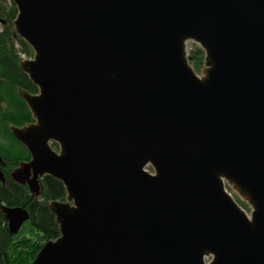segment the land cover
Masks as SVG:
<instances>
[{
  "label": "water",
  "instance_id": "obj_1",
  "mask_svg": "<svg viewBox=\"0 0 264 264\" xmlns=\"http://www.w3.org/2000/svg\"><path fill=\"white\" fill-rule=\"evenodd\" d=\"M11 1L38 92L18 89L34 121L10 126L30 154L10 175L66 190L32 264H264V0ZM3 212L12 234L29 219Z\"/></svg>",
  "mask_w": 264,
  "mask_h": 264
},
{
  "label": "trees",
  "instance_id": "obj_2",
  "mask_svg": "<svg viewBox=\"0 0 264 264\" xmlns=\"http://www.w3.org/2000/svg\"><path fill=\"white\" fill-rule=\"evenodd\" d=\"M16 14V6L11 0H0V155L4 161L1 166L4 180L0 179V264H32L43 244L60 234L48 203L66 198L62 181L51 175L42 177L39 195L31 193L27 185L17 183L10 175L21 162L30 159L27 149L11 134L10 126H23L34 121L18 89L32 94L38 92L19 65L21 54L33 57V50L15 32ZM203 59V50L194 45L188 54L190 64L194 68L200 67ZM56 145L52 143V146ZM3 207H20L29 212V219L15 234L8 229Z\"/></svg>",
  "mask_w": 264,
  "mask_h": 264
},
{
  "label": "rangeland",
  "instance_id": "obj_3",
  "mask_svg": "<svg viewBox=\"0 0 264 264\" xmlns=\"http://www.w3.org/2000/svg\"><path fill=\"white\" fill-rule=\"evenodd\" d=\"M194 45H197L196 43L188 40L186 41V52H187V57H188V54L190 53V51L192 50V48L194 47ZM189 61V60H188ZM190 64V62H189ZM192 66V64H190ZM193 70L198 74V75H201L202 73V68H203V64L200 66V67H197V68H194L192 66ZM51 147L58 151V147L57 145L56 146H52L51 144ZM149 172H153L151 168L148 169ZM228 191H230V193L232 194V196L234 197V199L237 201V203L249 214L250 213V206L248 205L247 201L244 200L243 198H241L239 196V194L237 192H235L233 189H231L230 187H228Z\"/></svg>",
  "mask_w": 264,
  "mask_h": 264
},
{
  "label": "built area",
  "instance_id": "obj_4",
  "mask_svg": "<svg viewBox=\"0 0 264 264\" xmlns=\"http://www.w3.org/2000/svg\"><path fill=\"white\" fill-rule=\"evenodd\" d=\"M22 59H31V56L25 57L23 54H21Z\"/></svg>",
  "mask_w": 264,
  "mask_h": 264
},
{
  "label": "bare ground",
  "instance_id": "obj_5",
  "mask_svg": "<svg viewBox=\"0 0 264 264\" xmlns=\"http://www.w3.org/2000/svg\"><path fill=\"white\" fill-rule=\"evenodd\" d=\"M32 59V58H31ZM24 60V59H23ZM21 61H22V57H21ZM150 168V167H149Z\"/></svg>",
  "mask_w": 264,
  "mask_h": 264
}]
</instances>
